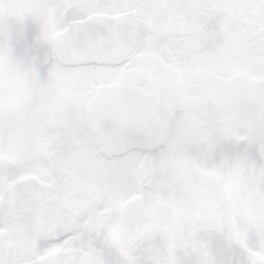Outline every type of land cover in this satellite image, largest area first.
Instances as JSON below:
<instances>
[{"label":"snow or ice","instance_id":"obj_1","mask_svg":"<svg viewBox=\"0 0 264 264\" xmlns=\"http://www.w3.org/2000/svg\"><path fill=\"white\" fill-rule=\"evenodd\" d=\"M0 264H264V0H0Z\"/></svg>","mask_w":264,"mask_h":264}]
</instances>
